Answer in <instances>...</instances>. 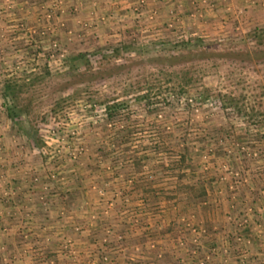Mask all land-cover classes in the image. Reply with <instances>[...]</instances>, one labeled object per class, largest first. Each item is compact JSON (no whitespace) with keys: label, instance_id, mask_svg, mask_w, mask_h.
<instances>
[{"label":"rangeland","instance_id":"374dc122","mask_svg":"<svg viewBox=\"0 0 264 264\" xmlns=\"http://www.w3.org/2000/svg\"><path fill=\"white\" fill-rule=\"evenodd\" d=\"M199 1L204 11H197L194 20L185 15V19H179L183 20L180 24L164 25L159 32H156L158 26L153 31H150L152 27H136L135 37L118 40H108L113 24H108L106 34L101 35L95 32L99 25L92 23L84 26V31L87 30L84 38L75 37L73 30L51 25L52 14L48 17V11L39 13L38 9L34 16L40 19L42 14L41 18L47 21L40 19V25L31 27L24 20L32 15L29 8L15 9L11 0L0 1L2 131L8 127L15 136V144L40 159L38 169H30L25 176L30 184L44 192L40 197L44 198L41 202L44 208L50 205L51 196L60 197L67 186L69 190L78 187L79 193L97 194L93 203L89 201L87 208H82L81 214L85 215L77 219L74 232L91 226L98 219L96 216L107 217L113 197L130 201L134 178L128 172L138 165L141 176L151 181L154 177L150 178V174L156 172L151 169L155 167L153 164H159L158 191L164 195L172 190V182L190 181L198 170L204 175L205 166L206 171L208 166L219 167L213 172L228 181L229 190L249 188L248 191L263 196L258 197V210L253 212L255 226L262 225L264 50L260 54L256 50L264 47V37L260 45L254 44L251 38L254 29L264 27V23L256 20L264 17V0ZM145 3L144 0L141 7ZM241 3L258 6L248 17ZM141 7L132 10L136 12ZM168 10L176 16L175 9ZM216 10L225 15L221 22L226 21L227 27L219 26V20L214 18ZM181 16L177 14V18ZM98 29L103 30V26ZM194 37L202 39V49L193 54L183 50L176 52L182 57H170V46ZM120 43L148 52L140 55L135 49L126 51L123 57L113 59L116 66L96 73L92 81L76 79L78 72L71 71V64L79 52L108 50ZM185 67L194 69L195 80L177 98L174 92L181 94L177 88L178 70ZM12 83L25 84L31 93L32 110L28 117L23 116L21 126L7 115L5 85ZM148 86L152 87L150 103L131 99ZM205 88L209 96L202 101L198 96ZM217 93L224 94L221 97L225 96V106L214 100ZM115 99L129 101L111 114L106 113L102 104L107 100L113 104ZM51 108H55L54 116L49 112ZM34 125L38 129L39 146L32 148L24 130ZM124 128H130L128 137L112 138L116 130ZM142 153L144 160L138 159ZM18 154L16 161L25 162L24 152ZM181 155L185 158V168ZM219 159L221 162H217ZM147 187L152 188L149 184ZM9 191L6 190L5 197ZM236 221L237 228H241V220ZM194 228L192 231L197 233ZM201 229V234H196L200 238L205 227ZM243 230H234L230 241L228 252H232L230 257L236 260L235 264H250L243 246ZM30 236V232L17 235L26 242ZM20 249L0 246V264H63L60 260H23ZM108 255L105 250L101 260H84L83 264H115V260H108ZM195 263L205 264V260H195Z\"/></svg>","mask_w":264,"mask_h":264},{"label":"crops","instance_id":"0c3cea01","mask_svg":"<svg viewBox=\"0 0 264 264\" xmlns=\"http://www.w3.org/2000/svg\"><path fill=\"white\" fill-rule=\"evenodd\" d=\"M11 1L15 9L29 8L32 12L24 18L29 26L37 27L40 19L46 20L41 18L44 17L42 14L40 19L34 16L33 13L38 14L35 11H48L46 15L53 16L51 25L71 29L75 37L84 38L85 27L92 23L99 28L103 26V30L97 27L95 31L101 35L106 34L108 24H113V33L108 40L133 38L136 27H152L150 31H153L158 26L156 32H159L164 25L180 24L183 20L179 19H185V15L194 20L197 11H204L199 7V0H145L147 4L136 12L132 9L138 0H44L38 5L37 0ZM241 4L248 17L258 6ZM171 7L182 16L177 18V14H169ZM214 13L219 26L225 24L227 27L226 21L221 22L225 15L217 10ZM256 20L259 24L264 23L262 16ZM0 133V234L3 233L0 246L13 250L22 247L23 260L83 264L84 260H101L100 256L106 250L108 260H115V264H196L195 260H205V264H235L236 260L230 257L232 252H228L230 241L234 230L244 228L241 233L249 263L264 264V208L260 227L255 226L253 219V212L258 210L256 205L260 203L258 197L263 196L248 191L249 188L229 190L228 181L213 172L219 167L208 166L206 171L205 166L202 169L204 175L198 170L197 176L190 181L172 182V190L164 195L158 191L159 164H153L155 167L151 168L156 170L150 174V178L154 177L151 181L144 179L139 166L135 165L128 172V176L134 178L130 201L113 197L107 217L96 216L98 219H94L91 226L74 232L77 219L85 215L81 214L84 212L82 208H87L89 201L93 203L91 201H95L97 194L93 191L79 193L78 187L69 190L67 186L68 192L62 190L60 197L45 194L51 202L44 208L41 203L44 198L40 199L44 192L41 193L37 185L30 184L25 176L30 169H38L40 159L20 149L8 127L3 132L0 124ZM18 152H24L26 158L21 164L16 161ZM217 162H221L220 159ZM200 184L203 185L202 194L197 189ZM6 190H10L7 197ZM94 212L92 210L91 214ZM236 220H241V228L235 225ZM192 226L199 234L205 227L201 238L192 231ZM20 232H30L28 242L17 237Z\"/></svg>","mask_w":264,"mask_h":264},{"label":"trees","instance_id":"16d2710c","mask_svg":"<svg viewBox=\"0 0 264 264\" xmlns=\"http://www.w3.org/2000/svg\"><path fill=\"white\" fill-rule=\"evenodd\" d=\"M252 33L253 34H252L251 41H253L254 44L260 45L261 44L260 41L264 37V27L256 28L252 31ZM202 44H203V41L200 38H197V37L187 38L186 40L178 44L170 46V49L172 51V55L170 57L173 59L182 57V54H177V53L182 52L183 50L187 51L188 53L193 54L196 51H199ZM161 45H165V44H161ZM132 49H133L132 45L120 43L114 46L112 49L109 48L108 50L105 49V50H96L93 52H88V51L79 52V54L73 58L74 60L71 64L73 68L71 69V71L73 70V72L75 71L78 72V74L75 75V76H78L77 78L75 77L76 79H78V81H81L82 78L83 79L86 78V80L92 81V77H95L96 73H100L101 71H104L105 68L107 69L111 68V65L116 66V62H113V59L117 58L119 55L121 56L126 51H131ZM134 49L140 55H143L144 51L148 52V50H143L142 48H134ZM260 49L261 50H256V51H259V54L262 53L261 51L264 50V47ZM178 71H179V75H178L179 79H178L177 88H179L178 93H181V94L179 95L177 94V92H174L177 98L179 96L184 95L183 93L184 92L186 93V91L184 90L185 87L190 82L195 80L194 69L185 67V68H181ZM108 75H110V73ZM139 89L141 90L142 88H139ZM151 89L152 87H149L145 89L144 92L139 91L131 99L145 100L147 101V103H150L149 98L151 96L150 94ZM204 91H206V93ZM204 91L201 94L199 93L200 95L198 96V98L201 99L202 101H206L209 96L207 94L208 89L205 88ZM26 92L27 94H25ZM30 94L31 93L27 90L25 84L12 83V84L5 85L4 99H6L5 101L7 103V115L20 126L23 123V116L28 117V115H30L31 110H32V107H31L32 99H31ZM223 95L224 94L222 93L215 94L214 100H216L220 105L225 106L226 105L225 96L221 97ZM128 101L129 100L127 99H123V100L115 99V102H113V104H110L107 100L105 101V104H102V105L105 106L104 109L106 113L111 114L112 111H116V109H118L119 107L125 106L128 103ZM49 112L54 116L55 108H51ZM41 119L43 118L41 117ZM129 129L124 128L122 130H119V129L116 130L112 138L128 137L129 132H130ZM37 132H38V129L36 128L35 125L30 126V128H28L27 130H24L25 137L29 141L30 146L32 148L39 146V135ZM143 157L144 156L142 153V155L138 159L144 160ZM180 157H181V164H184L185 163L184 156L181 155ZM199 190H200V194L204 192L202 184L199 185Z\"/></svg>","mask_w":264,"mask_h":264},{"label":"built area","instance_id":"2783aa9c","mask_svg":"<svg viewBox=\"0 0 264 264\" xmlns=\"http://www.w3.org/2000/svg\"><path fill=\"white\" fill-rule=\"evenodd\" d=\"M144 3V0H138L137 3L134 5V10L138 9L141 7V5Z\"/></svg>","mask_w":264,"mask_h":264}]
</instances>
